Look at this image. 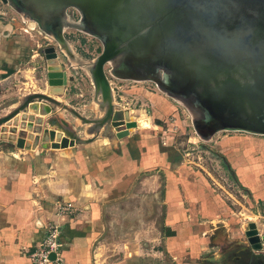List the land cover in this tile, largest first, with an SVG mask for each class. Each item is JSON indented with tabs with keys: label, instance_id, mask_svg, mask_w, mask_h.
I'll list each match as a JSON object with an SVG mask.
<instances>
[{
	"label": "rangeland",
	"instance_id": "374dc122",
	"mask_svg": "<svg viewBox=\"0 0 264 264\" xmlns=\"http://www.w3.org/2000/svg\"><path fill=\"white\" fill-rule=\"evenodd\" d=\"M21 14L8 0H0V120L32 95L42 94L57 103L33 100L27 109L1 124L0 155L19 151L27 156H47L73 144L72 139L85 138H102L106 143L116 139L117 155L126 140H134L142 150L148 145L156 163L167 161L170 169L181 166L197 178H207L204 186L228 206L227 232L222 230L219 240L223 244L228 235L233 244L224 255V263L264 264V244L259 242L252 248L247 241L249 234L264 237V203L255 201L237 182L222 149L225 140L264 142V135L223 130L202 135L193 112L170 92L149 78L116 76L111 62L104 65L110 88L104 97L91 75L104 42L70 24L61 25L62 40H58L37 21ZM65 15L68 23H77L80 18L73 8H67ZM108 104H112L111 115ZM35 106L42 109L32 112ZM144 175L157 176L155 184L159 185L152 197L146 196L151 186ZM162 181L159 167L142 173L135 185L137 197L123 205L122 235L155 237V252L161 245L165 212ZM107 235L114 236V232ZM154 263L172 264L169 258Z\"/></svg>",
	"mask_w": 264,
	"mask_h": 264
},
{
	"label": "crops",
	"instance_id": "0c3cea01",
	"mask_svg": "<svg viewBox=\"0 0 264 264\" xmlns=\"http://www.w3.org/2000/svg\"><path fill=\"white\" fill-rule=\"evenodd\" d=\"M72 141L47 156L0 155V264H32L30 252L53 224L61 226L62 264H155L165 258L172 264H226L233 240L227 235L222 244L219 235L226 231L229 209L204 186L206 177L181 166L170 169L164 160L156 163L149 146L142 150L134 140L120 146V155L116 139ZM236 141L222 145L228 167L241 187L264 203V142ZM157 167L165 212L155 252V237L122 235V217L125 201L137 197L138 177ZM156 177L145 178L151 186L147 197L155 195ZM56 201L73 204L77 214L57 216ZM110 230L114 236L107 235ZM259 238L255 241L264 244Z\"/></svg>",
	"mask_w": 264,
	"mask_h": 264
},
{
	"label": "water",
	"instance_id": "95a60500",
	"mask_svg": "<svg viewBox=\"0 0 264 264\" xmlns=\"http://www.w3.org/2000/svg\"><path fill=\"white\" fill-rule=\"evenodd\" d=\"M51 2L58 4L62 16L56 18L58 40L61 25L70 24L104 42L91 72L104 97L110 90L104 65L117 61L116 76L155 80L183 102L195 113L202 135L222 130L264 135V0ZM67 8L78 12L77 23L63 18ZM36 99L57 103L32 95L0 125Z\"/></svg>",
	"mask_w": 264,
	"mask_h": 264
},
{
	"label": "built area",
	"instance_id": "2783aa9c",
	"mask_svg": "<svg viewBox=\"0 0 264 264\" xmlns=\"http://www.w3.org/2000/svg\"><path fill=\"white\" fill-rule=\"evenodd\" d=\"M55 205L59 217L77 214V208L71 203L56 201ZM60 227L59 224H53L45 230L43 238L29 254V260L32 264H62ZM51 255L54 256L53 259Z\"/></svg>",
	"mask_w": 264,
	"mask_h": 264
},
{
	"label": "bare ground",
	"instance_id": "6f19581e",
	"mask_svg": "<svg viewBox=\"0 0 264 264\" xmlns=\"http://www.w3.org/2000/svg\"><path fill=\"white\" fill-rule=\"evenodd\" d=\"M8 1L10 2V4H12V2L10 0H8ZM51 1L52 0H43V1H37V0H25V1L21 0L20 1V0H14L15 4L19 8L20 7L22 8L21 12H22V14L24 15L25 18H32V16L35 17V18H38L40 20V22L43 23L42 25L45 27V29H48L50 35H53L55 37V25H57L56 18H57V20L58 19L62 20V18H61L62 16L61 17H60V15L58 16V14L60 12L58 4L54 3V2H51ZM63 18L67 19L66 16L63 17ZM111 63H112L113 66H115L117 64V61H112ZM178 101L185 106V104L183 102H181L180 100H178ZM31 109L33 110L32 112H35L36 110H41L42 107L41 106H37V107L35 106V107H32ZM248 241H249V244L251 245L252 248H257L258 247V242L255 241V238L253 237L252 234L248 235Z\"/></svg>",
	"mask_w": 264,
	"mask_h": 264
},
{
	"label": "trees",
	"instance_id": "16d2710c",
	"mask_svg": "<svg viewBox=\"0 0 264 264\" xmlns=\"http://www.w3.org/2000/svg\"><path fill=\"white\" fill-rule=\"evenodd\" d=\"M228 167V166H227Z\"/></svg>",
	"mask_w": 264,
	"mask_h": 264
}]
</instances>
